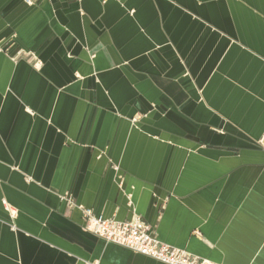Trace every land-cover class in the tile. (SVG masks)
<instances>
[{
	"label": "crops",
	"instance_id": "1",
	"mask_svg": "<svg viewBox=\"0 0 264 264\" xmlns=\"http://www.w3.org/2000/svg\"><path fill=\"white\" fill-rule=\"evenodd\" d=\"M29 1L0 0V264H163L77 206L264 264V0Z\"/></svg>",
	"mask_w": 264,
	"mask_h": 264
},
{
	"label": "built area",
	"instance_id": "2",
	"mask_svg": "<svg viewBox=\"0 0 264 264\" xmlns=\"http://www.w3.org/2000/svg\"><path fill=\"white\" fill-rule=\"evenodd\" d=\"M26 2L31 4L29 0ZM68 203L70 207L75 206L71 201ZM77 208L81 212L84 230L107 242L125 247L134 253L163 264H212L158 241L151 228L139 217H134L129 221H119L114 218L105 219L95 216L89 209L81 206H77ZM14 215L15 213L12 212V216Z\"/></svg>",
	"mask_w": 264,
	"mask_h": 264
}]
</instances>
